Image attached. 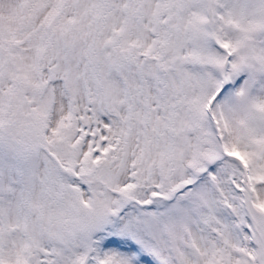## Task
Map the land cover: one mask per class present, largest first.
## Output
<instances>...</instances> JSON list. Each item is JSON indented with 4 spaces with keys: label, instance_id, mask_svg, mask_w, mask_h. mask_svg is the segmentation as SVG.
I'll return each instance as SVG.
<instances>
[{
    "label": "snow or ice",
    "instance_id": "snow-or-ice-1",
    "mask_svg": "<svg viewBox=\"0 0 264 264\" xmlns=\"http://www.w3.org/2000/svg\"><path fill=\"white\" fill-rule=\"evenodd\" d=\"M0 264H264V0H0Z\"/></svg>",
    "mask_w": 264,
    "mask_h": 264
}]
</instances>
